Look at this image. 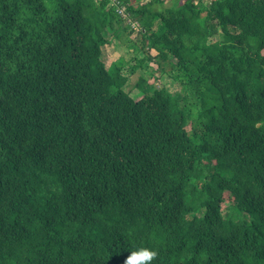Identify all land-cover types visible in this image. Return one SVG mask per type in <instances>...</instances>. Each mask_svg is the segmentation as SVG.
<instances>
[{"label":"trees","instance_id":"obj_1","mask_svg":"<svg viewBox=\"0 0 264 264\" xmlns=\"http://www.w3.org/2000/svg\"><path fill=\"white\" fill-rule=\"evenodd\" d=\"M145 1L122 0L161 73L183 84L200 60L196 119L107 68L128 23L110 0H0V264H124L139 247L153 264H264V0Z\"/></svg>","mask_w":264,"mask_h":264},{"label":"rangeland","instance_id":"obj_2","mask_svg":"<svg viewBox=\"0 0 264 264\" xmlns=\"http://www.w3.org/2000/svg\"><path fill=\"white\" fill-rule=\"evenodd\" d=\"M150 1L153 0H146L145 3ZM164 2V5L159 3L154 4L151 12L154 13L166 6H172V2H168V0H164ZM48 3L51 5V0H48ZM149 20L154 24L153 32L164 31L161 20L158 18L153 19L152 17L144 19L145 22ZM136 21L141 25L140 21ZM115 26L116 28L119 27L117 23ZM140 30L143 31L142 26ZM120 31V38H117L112 34L109 35L110 43L103 48L102 60L107 68L111 69L114 67L111 69L112 72H115L117 67L123 69V74L129 79L128 84L125 87V91L130 93L132 97L139 98L146 92H153L156 88H165L172 94H179L185 97L188 105L193 109V115L196 119L199 115V110L202 107V102L200 101V97H198L196 87L188 86L185 88L184 83L190 81L191 79L198 80L200 60H196V65L191 67L188 72L183 70V73H180V76L182 77L181 80L183 82L182 84L181 81L175 80V76H178L179 74L178 68L170 74H164L161 73V64L159 61L149 60L148 55H146L143 51L145 39L141 34L142 32L140 33V31L134 30L128 23L122 25ZM219 39L220 35H217L212 38V41H218ZM150 55L154 58L158 55V52L153 50ZM142 60H145V63L143 66H138ZM163 62L164 61H162V64H164L169 70L177 63V61L173 58L169 59L167 62ZM142 79H147L148 83L145 87L140 89L137 86ZM201 90L205 94L206 101L209 106H216L218 108L221 106V102L216 101L218 95L209 84L203 85ZM183 105L187 106L186 104Z\"/></svg>","mask_w":264,"mask_h":264},{"label":"clouds","instance_id":"obj_3","mask_svg":"<svg viewBox=\"0 0 264 264\" xmlns=\"http://www.w3.org/2000/svg\"><path fill=\"white\" fill-rule=\"evenodd\" d=\"M159 253L147 247H139L131 250L125 258L124 264H153Z\"/></svg>","mask_w":264,"mask_h":264},{"label":"built area","instance_id":"obj_4","mask_svg":"<svg viewBox=\"0 0 264 264\" xmlns=\"http://www.w3.org/2000/svg\"><path fill=\"white\" fill-rule=\"evenodd\" d=\"M102 1V0H99ZM111 1V6L115 7L117 13L124 17L128 24L132 26L134 30L140 31L141 25L138 23L136 20L130 16V14L127 11V7L123 4L122 0H110Z\"/></svg>","mask_w":264,"mask_h":264}]
</instances>
